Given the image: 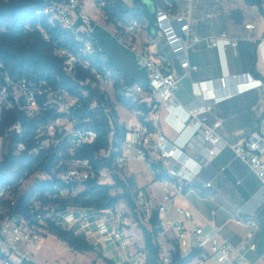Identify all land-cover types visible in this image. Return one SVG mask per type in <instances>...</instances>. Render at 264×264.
Masks as SVG:
<instances>
[{
  "label": "built area",
  "instance_id": "obj_1",
  "mask_svg": "<svg viewBox=\"0 0 264 264\" xmlns=\"http://www.w3.org/2000/svg\"><path fill=\"white\" fill-rule=\"evenodd\" d=\"M121 1L128 7L135 4V0ZM151 1L155 5V27L160 34L164 33L168 37L181 67L190 70L186 51L202 41L190 32L194 0H188L190 8L186 18L177 15L176 0ZM93 4L98 14L96 18L87 12L81 0H63L54 3L45 11L49 24L61 26L73 42L72 49L61 47L56 50V55L64 62L67 77L76 85L73 91L46 79L14 77L0 59V114L17 109L35 119L49 114L58 115L38 129L32 146L29 147L23 141L16 145V155L28 152L35 157L55 156L46 172L38 171L26 180L32 181L30 188L41 182L59 181L66 186L59 188L53 199L68 200L77 197L89 181L113 185L114 173L111 170L98 168L88 158L75 157V153L83 148L93 147L99 139V133L93 127L90 116L92 113H100L107 118L113 130L110 138L113 139L114 115L111 107L114 105L119 116V125L127 129L120 152L115 156V164L119 169H124L134 160L141 161L154 176L159 171L170 176L160 183L175 189V193H166L165 204L162 206H156L145 190L137 193V204L148 217L157 212L162 220L173 197L182 195L185 186L192 184L200 174L204 160L197 162V168L192 169L183 151L196 143L203 144V150L210 158L215 157L218 150L231 148L236 157L243 160L259 178L264 189V134L255 132L240 144H228L219 131L222 122L211 125L207 120V114L216 100L209 102L196 96L185 108L189 114L185 130H190L191 135L184 143L179 138L172 141L158 130L162 110L179 105L177 94L184 77L179 75L173 60L167 54L157 52L154 43L141 42L139 35L143 27L142 21L132 20L125 26L124 31H119L113 24L110 27L105 24L102 26L100 18L107 22L109 2L93 0ZM260 9L264 14V3ZM246 28L254 30L255 26L249 24ZM104 33L132 56L147 81V85L141 82L126 83L124 79L120 82V92L132 106L129 109L123 107L132 115L128 122L121 117L119 108L122 106L115 99L120 76L114 70L112 61L100 52V36ZM45 38L48 39V36ZM208 42L214 48H220L221 45L223 49L237 47V42L226 34ZM81 74H86L87 78L80 79ZM205 85L206 83H201L195 86L199 89L201 86L206 88ZM212 97L216 99L217 93H213ZM141 106L147 107L149 113ZM11 131L22 135L21 123L15 124ZM115 152L111 146L107 150L99 151L97 155L109 161ZM173 160L179 164L176 171L170 166ZM158 164L161 169L155 172L153 165ZM21 181L25 182L24 179ZM208 186L211 187L212 184ZM0 198L9 199L12 205L17 203L15 195L8 196L5 189L0 190ZM179 215L180 221H167L176 233V238L170 248L164 250V264L172 263L171 251L176 248L183 257H188L195 250H201L202 260L193 264H202L207 260L216 264H233V249L230 244L216 243L214 235L194 222L189 210H179ZM53 224L84 236L89 243L101 248L116 264H147L144 254L136 249L135 241L126 227L127 218L119 205L108 210L80 206L62 208L60 204H47L36 197L32 199L29 216L6 214L0 220V264H36L35 253L42 248L44 238L50 234ZM256 231L257 227L254 229L255 233ZM251 249H255V246H251ZM236 260L238 264L247 263L243 253L238 254Z\"/></svg>",
  "mask_w": 264,
  "mask_h": 264
},
{
  "label": "crops",
  "instance_id": "obj_2",
  "mask_svg": "<svg viewBox=\"0 0 264 264\" xmlns=\"http://www.w3.org/2000/svg\"><path fill=\"white\" fill-rule=\"evenodd\" d=\"M258 1L264 3V0ZM176 2L177 15L188 17V0ZM249 24L255 26L254 30L246 28ZM190 32L202 41L186 51L188 71L181 67L173 48L161 34L150 32L151 43L159 42L157 52L167 54L179 75L184 77L177 94L179 105L162 110L158 130L168 139L179 138L184 143L191 135L190 130H185L189 120L185 108L200 96L209 102L216 100L207 120L211 125L222 122L219 131L228 144H240L255 132L264 134V14L260 6L250 5L245 0H194ZM222 34L235 40L237 47H212L208 41ZM109 56L117 64L111 53ZM201 83H206V88L195 86ZM213 93H217L216 99ZM183 151L192 169L197 168V162L204 161L195 181L185 186L182 195L173 197L163 214L165 232L162 236L166 248H170L176 238L167 221H180L179 210H189L194 222L214 235L216 243L232 246L233 264H238L236 258L240 253L245 255L246 264H264V189L259 178L229 147L218 150L213 158L207 157L200 143ZM262 160L264 162V156ZM170 166L176 171L179 164L173 160ZM124 174L126 178H133L139 189H145L156 206L165 204L167 192L175 193L174 188L155 181L154 173L141 161L130 162ZM127 222L129 225V219ZM132 228L138 229L136 225ZM133 235L136 238V234ZM202 264L216 263L207 260Z\"/></svg>",
  "mask_w": 264,
  "mask_h": 264
},
{
  "label": "trees",
  "instance_id": "obj_3",
  "mask_svg": "<svg viewBox=\"0 0 264 264\" xmlns=\"http://www.w3.org/2000/svg\"><path fill=\"white\" fill-rule=\"evenodd\" d=\"M63 0H0V59L4 62L7 70L14 77L25 76L29 79H46L53 84H59L72 91L76 85L71 83L64 70L63 60L56 55V50L61 47L73 48V42L66 31L61 26H52L49 24L48 16L45 11L54 3ZM250 5L261 6L258 0H245ZM107 22L113 24L119 31H124L125 26L132 20L138 19L153 34L157 32L155 27V15L151 13L144 0H135L132 7H128L121 0H108ZM48 36V39L45 38ZM113 40L107 34H101L100 43L102 46L101 54L106 55L112 61V66L118 72L120 78L117 80L115 99L117 103L125 108L132 106L120 92V82L122 79L126 83L141 82L147 85V81L142 74L140 80H130L129 75L121 70L109 56V43ZM80 79H86V74H81ZM112 105V104H111ZM146 113L149 109L141 106ZM114 115V136L110 138L113 131L110 123L103 114L92 113L90 115L93 121V127L99 133V139L93 147L83 148L75 153V157L88 158L94 162L98 168H108L114 174V184L104 185L97 181H89L79 195L68 200L54 198L59 188L66 186L61 182H41L27 192H19V187L12 190L11 186L16 185L21 179L28 180L38 171L46 172L49 163L53 162L55 156L35 157L28 152L20 155L14 154L10 150L0 159V190L14 194L17 203L12 205L9 199L0 198V220L6 214L30 215V207L33 197L42 200L47 204H60L62 208L67 206H80L85 208H94L96 210L114 209L120 201L128 197H136L139 189L133 178H121L124 169H119L115 164V156L121 149V144L127 134L125 126L118 123L119 116L112 105ZM58 115L49 114L42 118H30L25 112L17 109L3 111L0 114V140L9 138L10 144L16 146L23 141L33 145L38 129L54 120ZM21 123L23 134L17 135L11 131L12 127ZM116 151L111 160L101 159L97 153L101 150H107L110 147ZM49 161V162H48ZM155 172L161 169V166L153 165ZM169 179V177L159 171L155 175V181ZM122 189V194L113 195V191ZM134 191H136L134 195ZM49 193L52 197H49ZM133 195V196H132ZM130 206V205H129ZM135 216V223L144 237V256L147 264H164L162 259V246L159 243L160 236L165 232L162 220L157 212H153L148 217V225L143 224V218L139 217L136 211H131ZM50 233L56 235L66 246L74 252L86 253L94 252V245L89 243L84 236L77 235L73 231L63 230L52 225ZM171 264H193L195 261H201V250H195L188 257H183L179 250L171 251ZM107 264H115L113 260L102 258Z\"/></svg>",
  "mask_w": 264,
  "mask_h": 264
},
{
  "label": "rangeland",
  "instance_id": "obj_4",
  "mask_svg": "<svg viewBox=\"0 0 264 264\" xmlns=\"http://www.w3.org/2000/svg\"><path fill=\"white\" fill-rule=\"evenodd\" d=\"M81 1L84 4L87 12L92 17L94 18L98 17V14L96 13L94 9L93 0H81ZM100 21L102 22V26H104V24L106 26L110 25L103 18H100ZM160 36L164 38V40H166V42L170 46V42L166 34L161 33ZM139 37L142 43H151L152 35L150 31L147 29L146 25H143L140 31ZM154 46L155 48H157V46H159V42L158 41L155 42ZM108 52L111 53V56H113V59H115V61L117 60L116 62L119 65V68L129 75L130 80H140L142 78V73L138 70L132 56L129 53H127L123 48H121L116 42L112 41L109 43ZM116 55H117V58H116ZM121 57H124V60L121 59ZM124 108L120 107L119 111L121 112V115L124 117V119H126L128 122L132 118V115L129 114ZM10 150H14V154H16L17 152L16 146L10 144L9 138L0 140V159L1 160ZM120 176L123 179L126 178L124 173L121 174ZM31 185H32L31 180L25 181V182L20 181V182H17L16 185L11 186V188L13 190L14 188L19 187V192L23 193V192H27L29 188L31 187ZM135 192L136 191L133 192L134 195L136 194ZM6 193L8 196L14 197V194H11L10 192H7V191ZM122 193H123L122 189H117L113 191V195L122 194ZM133 199L135 200L137 204L136 197H133ZM119 206L121 210L123 211L124 216L127 219H129V225L126 226L127 229H130L128 230V232L131 235L132 233L136 234V238L134 235L132 236L136 244V249H138L139 252L144 253L143 251H144L145 244H144L143 233L141 230H138L139 229L138 227H137L138 228L137 231L134 230V228H132L134 225H136L135 223L136 215L132 214L131 212L132 210L129 206L128 200L123 198L120 201ZM137 214L140 218L141 217L143 218V224L148 225V216L146 215L145 212H143V210L139 206L137 209ZM160 240H161L160 245L162 246V249H163V252H162V259H163L165 258L164 250L167 248H166V244L163 241V236H160ZM102 258L110 259V257L106 256L103 250L99 247L94 246V252L77 253L69 249L66 246V244L63 241H61L56 235H53L50 233L48 236L44 238V241L42 243V248L35 253L34 262L36 264H107Z\"/></svg>",
  "mask_w": 264,
  "mask_h": 264
},
{
  "label": "water",
  "instance_id": "obj_5",
  "mask_svg": "<svg viewBox=\"0 0 264 264\" xmlns=\"http://www.w3.org/2000/svg\"><path fill=\"white\" fill-rule=\"evenodd\" d=\"M144 3L148 6L151 13L154 14L155 12L154 2H152L151 0H144ZM128 203L130 205L131 210L136 211L138 209L135 200L131 196L128 197Z\"/></svg>",
  "mask_w": 264,
  "mask_h": 264
}]
</instances>
